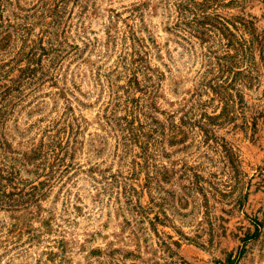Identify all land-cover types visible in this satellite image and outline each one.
Here are the masks:
<instances>
[{"label":"rangeland","instance_id":"374dc122","mask_svg":"<svg viewBox=\"0 0 264 264\" xmlns=\"http://www.w3.org/2000/svg\"><path fill=\"white\" fill-rule=\"evenodd\" d=\"M180 1L0 0V264H264V0L199 13L257 37L212 124Z\"/></svg>","mask_w":264,"mask_h":264},{"label":"trees","instance_id":"16d2710c","mask_svg":"<svg viewBox=\"0 0 264 264\" xmlns=\"http://www.w3.org/2000/svg\"><path fill=\"white\" fill-rule=\"evenodd\" d=\"M245 0H181L179 5L181 6L182 13H191L193 14L192 18L181 14V19H186L187 22L191 25L194 24L198 32L203 36H209V32L214 28H219V25H224L222 34L225 35L228 39L227 45L230 48H233L235 52L227 51L226 53L219 55L216 51L212 50V46L208 47V52L214 56L217 60V66L212 65L211 69L208 71L209 74H212L213 77L208 78V76H203L204 80L201 82L202 85L213 88L216 93L221 97L224 102L223 110L214 116H209V122H203L204 124H212L213 121H216L219 118L228 117L231 113L230 108L236 104V95L239 96L240 101H243V97L240 91V85H251L254 77L252 76L254 62V54L252 57L251 47L252 44L257 40V37L253 34L251 39L245 38L244 35H237L232 32L224 22H222L218 16L209 17L206 15L203 16L204 20L200 19V14L216 6H242ZM196 15V16H194ZM210 22H209V21ZM209 24L212 28L207 26ZM223 27V26H222ZM254 36V38H253ZM204 39V37L202 38ZM241 62H247L249 64L248 73L245 74L243 71L238 70ZM232 91H237L236 94Z\"/></svg>","mask_w":264,"mask_h":264}]
</instances>
